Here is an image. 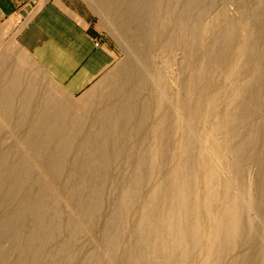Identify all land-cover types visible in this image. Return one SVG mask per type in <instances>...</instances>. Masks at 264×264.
<instances>
[{"label":"bare ground","instance_id":"bare-ground-1","mask_svg":"<svg viewBox=\"0 0 264 264\" xmlns=\"http://www.w3.org/2000/svg\"><path fill=\"white\" fill-rule=\"evenodd\" d=\"M115 1L157 82L264 220V0H234L237 20L221 0ZM208 7L215 15L200 25ZM9 71L0 68V264H264L263 228L131 62L115 75L123 82L108 99L118 100L94 117L42 116L62 110ZM59 127L71 130L63 145ZM90 146L102 172L87 183L73 176L92 174L76 164ZM22 152L56 179L39 178Z\"/></svg>","mask_w":264,"mask_h":264},{"label":"rangeland","instance_id":"rangeland-1","mask_svg":"<svg viewBox=\"0 0 264 264\" xmlns=\"http://www.w3.org/2000/svg\"><path fill=\"white\" fill-rule=\"evenodd\" d=\"M86 5L94 13L95 24L99 28L101 39V44L105 45L108 51L111 52L109 59L104 62L101 66L100 71L81 89L76 91H71L65 87V83L59 82L55 76L43 74L41 71V66L38 65L37 60L32 56L28 55V52L23 49L20 43L14 38V36H0V68L3 73L8 69L10 70L8 75L18 76L16 81L19 85H31L32 87H38L37 92H44L50 96V100L56 102L61 109V112H54L49 114H41L42 116H56L65 117L67 115H74L79 117H84L89 113L92 117L98 115L93 111H98L107 103H114L117 98L109 100V94L113 93L116 88L122 85V79H116L115 75L117 71L131 62L137 73L144 76L146 79L150 80L153 89L157 94L160 95L162 101L167 105L170 112H172L177 120L183 125V127L191 134L194 141L203 149L207 158L211 164L218 171L221 178L239 195L240 199L246 205L251 217L263 228L264 230V220L261 218L259 213L255 208L250 205L245 196L239 189L238 183L232 177V175L219 163L214 152L210 147H208L204 141L199 137L196 130L187 120L182 110L179 108L178 104L172 100L171 93L161 86L156 78L153 76L148 63L144 60L140 53L137 51L133 42L130 39V34L136 31L134 25H128L123 22V18L118 14L119 10L114 6L116 5L115 0H84ZM221 11L232 19H239L241 17V8L236 4L234 0H221L220 1ZM118 14V15H117ZM215 15V10L211 7L205 9L200 16V25H205L209 20ZM170 57L169 51H161L158 56V61H167ZM7 63V65H6ZM13 70V71H12ZM3 75V74H2ZM117 91V90H116ZM21 99V98H20ZM23 99V98H22ZM21 99V100H22ZM53 108V107H52ZM93 112V113H92ZM25 114L24 116H27ZM102 124L101 122H99ZM116 122L112 121V124ZM3 124L7 125L6 122ZM98 124V123H97ZM89 126V125H88ZM90 132L92 130L87 131ZM55 132L63 133V139L61 144L63 145L69 142V137L66 134L70 133L69 128L59 127L54 129ZM104 133H118L119 130L104 129L100 130ZM6 133L5 139L9 142L14 140L12 133L13 130L4 131ZM59 145V146H60ZM52 146L48 147L49 149ZM19 149H26L25 146H17ZM90 153L79 152L77 165H91L93 166L92 174L87 173H76L73 176L76 179H80L87 183L96 181L100 178V173L102 172L101 165L102 162L99 161V147L90 146ZM23 158L28 160L26 163L32 165L39 178L44 180H53L55 177L48 176L47 174H40L43 172L41 165L43 161L29 160V154L22 152ZM88 160V161H87ZM92 161L93 163H91ZM90 162V163H88ZM38 166V167H37ZM40 167V168H39ZM247 175H249L247 173ZM72 177V178H73ZM37 178V177H36ZM122 213V211H120Z\"/></svg>","mask_w":264,"mask_h":264},{"label":"crops","instance_id":"crops-1","mask_svg":"<svg viewBox=\"0 0 264 264\" xmlns=\"http://www.w3.org/2000/svg\"><path fill=\"white\" fill-rule=\"evenodd\" d=\"M0 36H14L41 72L71 91L83 88L111 52L101 44L94 13L84 0H0Z\"/></svg>","mask_w":264,"mask_h":264},{"label":"built area","instance_id":"built-area-1","mask_svg":"<svg viewBox=\"0 0 264 264\" xmlns=\"http://www.w3.org/2000/svg\"><path fill=\"white\" fill-rule=\"evenodd\" d=\"M36 3H37V0H29V5H30L31 7L35 6Z\"/></svg>","mask_w":264,"mask_h":264}]
</instances>
